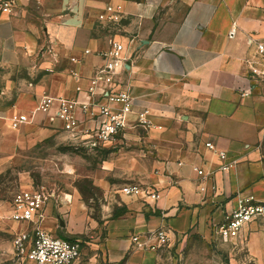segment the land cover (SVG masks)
<instances>
[{
  "label": "crops",
  "instance_id": "obj_1",
  "mask_svg": "<svg viewBox=\"0 0 264 264\" xmlns=\"http://www.w3.org/2000/svg\"><path fill=\"white\" fill-rule=\"evenodd\" d=\"M113 4L123 7L125 18L134 17L135 27H127L126 31L141 41L138 57L127 75L132 77L147 69L152 75L187 84L179 100L173 101L167 97L173 89L168 85L139 96L132 83L137 109L148 108L154 126L126 130L114 143L95 151L113 154L106 159V166L107 173L116 178H105L95 185L108 197L116 190L123 210L116 217L107 212L102 223L91 224L95 235L104 232V236L86 254L82 251L75 264H160L161 249L139 248L133 242L135 236L147 241L149 234L165 228L170 243L187 233L208 237L239 200H264V79L259 74L261 56L257 52V44L264 43V0H141ZM174 5L185 7V12L173 32L165 36L159 31L163 21L153 32V21H146L145 15L162 7L167 12ZM103 9L91 0H16L13 12L0 16L1 67L31 71L34 53L41 47L37 38L41 32L49 51L65 63L55 71L54 62H43L40 69L52 74L39 79L13 101L10 96L14 83L9 81L0 90L1 166L8 151L4 143L14 134L9 119L31 115L44 94L75 97L78 84L74 74L82 77L81 86L86 89L88 78L101 66L96 52L106 47V39L96 36L95 25ZM86 50L91 53L85 54ZM56 125L61 127L39 113L33 123L18 129L13 140H28L34 135L26 133L33 130L39 132L35 134L39 139L44 130L48 131L46 127ZM208 143L216 152H225L227 159H220L206 146ZM225 163L233 166L223 171ZM126 184L154 187L160 199L144 202L123 196L119 189ZM116 185L118 188L113 189ZM67 197L71 222L66 229L79 233L88 216L76 193ZM46 220L42 229L55 236L62 226ZM11 224L16 233L29 228L12 220ZM242 240L250 253L263 252L264 224L250 225L238 243Z\"/></svg>",
  "mask_w": 264,
  "mask_h": 264
},
{
  "label": "rangeland",
  "instance_id": "obj_2",
  "mask_svg": "<svg viewBox=\"0 0 264 264\" xmlns=\"http://www.w3.org/2000/svg\"><path fill=\"white\" fill-rule=\"evenodd\" d=\"M139 1L141 0H91V3L105 7L110 3ZM167 12L162 7L151 15H145L146 21H153V32L158 30L160 22L163 21L164 27H160L159 31L165 36L170 35L184 14L185 7L174 5ZM133 18H124L121 24L126 28H133L136 25ZM145 20L143 26H146ZM96 27L97 25L96 36L104 37V33L98 31ZM37 38L41 47L34 53V59L30 64L31 71L26 68L6 69L0 66V90L5 88L9 81L16 86L10 101L23 91H27L45 75L52 74L47 71L48 69H40L43 62H54L55 71L65 66L62 60H58L49 51V44L42 32ZM128 83L131 86L134 83L139 96L158 91L163 85H168L173 89L167 97L173 101L179 100L181 89L187 84L184 80L152 75L147 69L136 72L132 77L128 76ZM46 129L48 131L44 130L45 134L39 139L35 137L39 132L35 130L27 132L26 134L34 136L25 141L13 140L19 130L12 129L14 134L10 136L9 142L4 143L8 151L7 156L3 158L5 164L1 166L0 162V264H19L13 250L16 231L12 230L10 208L14 195L20 190L35 189L51 195L46 206V212L48 211L46 221L62 226L56 229L58 231L54 233L55 236L79 240L84 254L90 250L93 243H97L98 239L104 236V232L95 235L93 232L95 229L91 224L102 223L107 212L115 217L122 214L123 206L119 204L121 197L115 193L116 190L111 191L108 197L104 190L95 185L96 181L116 178L115 175L107 173L106 166V159L113 154L90 151L82 142L69 139L67 133L57 125ZM121 184L120 182L118 186ZM116 188L117 185L113 189ZM73 193L79 196L88 216L79 233H70L66 229L71 222L67 210V206L70 205L67 195ZM159 249L162 256L160 264H264V251L254 255L245 247L243 240L240 243H226L218 238L214 230H211L208 237L198 233H187Z\"/></svg>",
  "mask_w": 264,
  "mask_h": 264
},
{
  "label": "built area",
  "instance_id": "obj_3",
  "mask_svg": "<svg viewBox=\"0 0 264 264\" xmlns=\"http://www.w3.org/2000/svg\"><path fill=\"white\" fill-rule=\"evenodd\" d=\"M15 6L16 0H0V16L11 14ZM124 18L123 7L113 3L107 4L97 16L96 29L104 33L106 47L96 52L102 64L88 78L86 89L81 86L82 77L74 74L78 84L75 97L44 94L31 115L20 114L9 119L11 128L31 124L37 114H44L50 123L58 122L72 141L82 142L93 152L114 143L126 130L137 126L152 128L148 108L137 109V97L128 83L127 73L138 57L141 41L126 31L121 24ZM234 33L233 30L231 36ZM257 52L261 56L259 74L264 79V43L257 44ZM90 53V50L85 51V54ZM206 146L220 159H227L225 152H216L209 143ZM232 166L233 163H225L222 170ZM194 170L199 172L198 168ZM119 193L144 202L160 199L156 188L140 184L123 185ZM49 198L51 195L35 189L20 190L13 197L10 220L29 226L13 238L14 255L19 264H75L81 259L83 249L79 240L55 237L42 229ZM252 224H264V200H239L237 207L214 228L220 240L234 243L242 239ZM146 240L140 241L139 236L133 238L137 247L149 250L164 247L171 238L169 232L161 228L149 234Z\"/></svg>",
  "mask_w": 264,
  "mask_h": 264
}]
</instances>
